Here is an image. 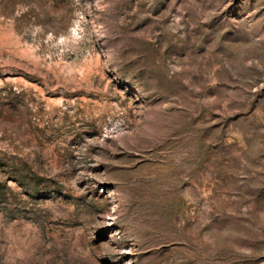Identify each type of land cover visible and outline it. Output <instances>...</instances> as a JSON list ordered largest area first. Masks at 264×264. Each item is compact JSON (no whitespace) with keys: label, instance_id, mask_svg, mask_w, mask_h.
I'll list each match as a JSON object with an SVG mask.
<instances>
[{"label":"rangeland","instance_id":"374dc122","mask_svg":"<svg viewBox=\"0 0 264 264\" xmlns=\"http://www.w3.org/2000/svg\"><path fill=\"white\" fill-rule=\"evenodd\" d=\"M0 264H264V0H0Z\"/></svg>","mask_w":264,"mask_h":264}]
</instances>
